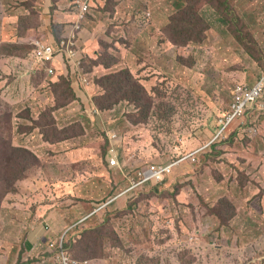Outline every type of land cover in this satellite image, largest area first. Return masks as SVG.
<instances>
[{
  "label": "rangeland",
  "instance_id": "374dc122",
  "mask_svg": "<svg viewBox=\"0 0 264 264\" xmlns=\"http://www.w3.org/2000/svg\"><path fill=\"white\" fill-rule=\"evenodd\" d=\"M0 1L7 9L0 47L11 61L0 66V264L23 258L27 235H15L24 211L9 194L29 170L45 166L38 154L50 149L42 140L85 131L87 143L101 136V149L109 146L106 134L117 135L125 173L194 150L199 157L179 163L163 183L120 197L128 184L115 173L103 221L70 218L79 224L65 245L74 258L264 264V92L217 139L235 86L264 76V0H94L77 42L81 65L63 56L54 74L38 76L26 68L33 58L26 40L58 43L72 0ZM48 162L54 170L71 165L61 156Z\"/></svg>",
  "mask_w": 264,
  "mask_h": 264
},
{
  "label": "crops",
  "instance_id": "0c3cea01",
  "mask_svg": "<svg viewBox=\"0 0 264 264\" xmlns=\"http://www.w3.org/2000/svg\"><path fill=\"white\" fill-rule=\"evenodd\" d=\"M73 19L70 8L66 23H64L66 32L70 29ZM139 20L140 18L137 17L140 24ZM145 25L146 23L140 24L141 27ZM78 53L82 58L80 51ZM12 63L14 66L24 68L21 64L22 60L12 59ZM84 103L85 101L82 104L84 105ZM71 106L72 104H70ZM88 109H90V105ZM56 125L65 126H61L60 122ZM109 134L111 133L106 134L107 138ZM88 136V131H85V135L66 138L56 144L43 139L42 142L49 145L50 152L41 151V156L38 154V157L45 166L37 167L36 171L26 177L27 179L17 183L16 192L9 194V197L15 200V205L24 211L23 218L17 220L21 223L22 229L15 235L18 236V233L22 234L23 232L27 235L20 264H44L49 260L51 256L48 253L50 250L47 246L48 243L61 236L67 228L75 224L74 221L72 224L70 220L73 215L80 213L83 219H91V222L103 221L104 212H95V209L100 202L107 198L111 190L118 186V183L115 182V178L118 176H114L115 172L110 171V168L106 166L107 160L104 161L100 157L103 144L101 136L95 132L87 143L85 139ZM76 138L79 139L76 140ZM51 156L56 159L61 156L70 161L71 165L59 166L57 170H54L48 166ZM42 257H45L46 260L40 262ZM19 261L20 259L15 264H19ZM89 264L106 263L89 261Z\"/></svg>",
  "mask_w": 264,
  "mask_h": 264
},
{
  "label": "built area",
  "instance_id": "2783aa9c",
  "mask_svg": "<svg viewBox=\"0 0 264 264\" xmlns=\"http://www.w3.org/2000/svg\"><path fill=\"white\" fill-rule=\"evenodd\" d=\"M93 2L94 0H72L70 8L74 19L70 24L69 32L65 31L62 39L58 43L47 42L45 39L30 40V43L35 46V50L33 52L32 61L26 67L28 72L31 74H37L40 71H45L47 75L54 74L57 69L56 65L63 56L66 57L67 63L71 67L81 65L82 61L80 60L81 58L77 51V42L78 38H80V31L88 18ZM4 14V5L0 3V20ZM148 15L150 16V14ZM146 20L147 17L144 16L143 13H140V24H145ZM10 62V59L4 57L0 47V66ZM263 92L264 76L253 86L246 84H237L235 86L229 110L219 121L220 130L217 139L223 136L236 121L245 116L246 112L262 97ZM108 139L110 144L109 153L107 155L109 165L111 167L122 169L119 160L120 154L116 145L117 135L111 133L108 135ZM197 153L198 151L194 150L183 156L181 159L173 160L168 163H150L133 171V174L126 173L125 177L130 179V184L127 190L122 192L119 196L151 183L163 182L166 176H168L169 173H171L182 161L186 159L192 162L196 161ZM121 172L124 171L121 170ZM102 208L103 207L95 212ZM84 220H86V218H84ZM78 225L79 224H75L67 228L59 237L58 243L50 241L49 246L53 253L51 258L44 264H89V261L87 260L79 261L78 259L72 258L65 246L68 243L69 232Z\"/></svg>",
  "mask_w": 264,
  "mask_h": 264
},
{
  "label": "trees",
  "instance_id": "16d2710c",
  "mask_svg": "<svg viewBox=\"0 0 264 264\" xmlns=\"http://www.w3.org/2000/svg\"><path fill=\"white\" fill-rule=\"evenodd\" d=\"M4 8H5V10H7L6 9V5L4 4ZM63 34H64V32H63ZM63 34H62V36H63ZM36 39H43V38H36ZM34 40V39H33ZM28 44H30V43H28ZM32 45V44H31ZM33 46V52H34V50H35V46L34 45H32ZM5 57H8V56H6V55H4ZM11 56H15V55H11ZM11 56H9V57H11ZM15 57H17V56H15ZM43 73H45L46 74V72L45 71H40V72H38L37 74H34V75H36V76H38V75H41V74H43ZM5 92V91H4ZM72 137H77V136H75V135H73ZM68 138H70V137H68ZM63 139H66V138H63ZM63 139H61V140H63ZM49 142V141H48ZM57 142H59V141H54V142H50V143H52V144H56ZM116 145H117V148H118V151H120L119 150V142H116ZM109 149H110V146H108V143H106L105 144V146L104 147H102V149L100 150V157L102 158V160H104V161H106L105 162V164H106V166H108L109 168H110V171H112V169H115V173H121V175H122V172H121V170L119 169V168H117V167H111L110 165H109V160H108V158H107V155H108V153H109ZM199 157V156H198ZM198 157H197V159H196V161H194V162H192V161H189V162H186V163H197V161H198ZM38 168H41V167H38ZM36 169H37V167H33L31 170H29L26 174H25V177H23V178H20V179H18L17 181L18 182H20V181H24L25 179H27L26 177L27 176H29L28 174L29 173H31L32 171H36ZM175 170H176V167L173 169V171L171 172V173H169V175L168 176H166V178H165V180L168 178V177H170V176H172L173 175V173L175 172ZM113 172V171H112ZM123 179L125 180L126 178L125 177H123ZM164 180V181H165ZM161 183H163V182H160V183H151V184H161ZM129 187V185L127 186V188ZM144 187V186H143ZM143 187H140V188H143ZM126 188V189H127ZM140 188H138V189H140ZM137 189V190H138ZM109 201H111V200H109V197L108 198H106L104 201H102V202H100L99 204H98V207H96V209L95 210H98V209H100L101 207H103L101 210H99V211H104V212H106V211H108L109 210V208H110V205L112 204V202L114 201H111L109 204H107ZM107 204V205H106ZM223 206H226V205H223ZM94 210V211H95ZM93 211V212H94ZM98 211V212H99ZM218 213L221 215L222 213H223V210H218ZM82 228V227H81ZM89 230H91V228H88L87 230H85L84 232H88ZM67 245V244H66ZM67 249H68V246L66 247ZM68 253L71 255V257L72 258H74L73 257V255H72V253L68 250ZM76 259V258H75Z\"/></svg>",
  "mask_w": 264,
  "mask_h": 264
},
{
  "label": "clouds",
  "instance_id": "9594fccd",
  "mask_svg": "<svg viewBox=\"0 0 264 264\" xmlns=\"http://www.w3.org/2000/svg\"><path fill=\"white\" fill-rule=\"evenodd\" d=\"M0 3H2V2L0 1ZM2 4L4 5V3H2ZM139 18H140V15H139ZM146 24H148V19L146 20ZM80 35H81V32H80ZM43 39H44V38H43ZM30 40H32V39H27L26 41L30 43ZM78 51H79V50H78ZM58 64H60L59 61H58ZM58 64L56 65V67L58 66ZM187 154H188V153H187ZM176 160H177V159H176ZM148 164H150V163H148ZM146 165H147V164H146ZM121 168H122V169H120V170L124 171L122 166H121ZM134 171H135V170H134ZM128 173L133 174V171H130V172H128ZM125 174H126L125 171L122 172V176H123V177H125ZM125 178H126L125 180H126L127 184L129 185V184H130V182H129L130 179L127 178V177H125ZM126 190H127V189H124L123 191H121V193L124 192V191H126ZM121 193H119L117 197H120L119 195H120ZM125 194H126V193H125ZM123 195H124V194H123ZM121 196H122V195H121ZM113 200H114V199H112L111 201H113ZM111 201H109L107 204H109ZM107 204H106V205H107ZM97 212H98V211H97Z\"/></svg>",
  "mask_w": 264,
  "mask_h": 264
}]
</instances>
